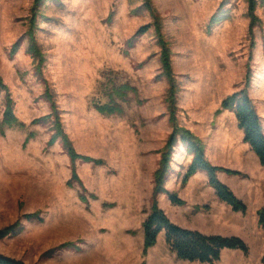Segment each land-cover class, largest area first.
Here are the masks:
<instances>
[{
  "label": "rangeland",
  "instance_id": "rangeland-1",
  "mask_svg": "<svg viewBox=\"0 0 264 264\" xmlns=\"http://www.w3.org/2000/svg\"><path fill=\"white\" fill-rule=\"evenodd\" d=\"M35 1L0 0V76L15 115L26 124L0 133V230L23 214L40 212L42 219H22L21 233L0 238V252L28 264H209L178 259L164 232L144 252L143 223L151 213L154 175L173 130L166 101L170 81L162 74L154 27L132 46L128 40L154 21V11L171 45L179 123L190 129L197 118L203 120L208 130H190L203 140L212 164L241 172L220 171L218 177L248 209L235 211L221 201L202 180L201 175L208 177L204 171L182 186L193 155L180 140L166 188L185 204L174 205L160 193L159 206L183 227L239 236L248 244V252L223 250L214 264H264V227L258 217L264 206V166L249 144L240 149L247 145L244 138L228 139L236 134L219 122L222 102L216 108L219 96L212 91L221 85L234 92L246 88L258 113H264V6L256 10L260 22L252 36L248 0H151L153 10L145 0H45L35 30L46 59L39 76L24 38ZM222 3L219 16L228 17L212 26ZM18 41L19 49L11 54ZM124 84L137 89L127 101L118 99L124 112L100 113L95 104L109 102ZM46 91L76 150L104 160L101 165L75 163L85 188L69 184L73 165L62 142L48 145L52 122L33 123L53 111ZM6 93H0V123ZM237 128L242 130L238 122ZM81 193L88 202L80 200Z\"/></svg>",
  "mask_w": 264,
  "mask_h": 264
},
{
  "label": "trees",
  "instance_id": "trees-1",
  "mask_svg": "<svg viewBox=\"0 0 264 264\" xmlns=\"http://www.w3.org/2000/svg\"><path fill=\"white\" fill-rule=\"evenodd\" d=\"M45 0H36L31 9L32 16L29 19V28L25 32L24 38L28 40L26 51L33 58L36 73L42 76V67L45 62V55L36 41L35 30L37 28V15L39 8ZM250 17L249 32L253 36L254 27L260 22V18L256 14L257 8L264 6V0H248ZM145 7L153 10L151 0H145ZM223 3L220 9L213 16L211 25L214 26L221 23L228 17V14L219 16ZM155 18L154 21L148 25L140 27L136 34L128 40V45L132 46L135 39L147 31L151 27L157 32L158 43L161 46V62L163 68V75L170 81V87L167 91L166 101L168 103L169 120L172 125V132L168 141L161 151L162 157L160 160L159 168L156 170L154 197L151 206V213L148 215L143 223L144 228V252L154 247L157 244L158 236L161 232L165 233L166 243L170 250L176 254L177 258L189 262H200L214 264L219 261L222 252L225 249H240L244 252L249 251L248 244L239 236H224L219 234H206L199 230H193L183 227L168 216L164 209L159 206L157 195L164 193L168 196L171 203L177 206L185 204V201L179 197L175 192H171L166 188L167 176L170 172L172 155L175 147L180 140L186 146L187 152L193 155V159L187 167L186 173L182 178V186H185L189 179L199 171H204L208 175V183L215 190L217 197L229 204L235 211L246 212L247 204L240 199L234 191L226 184H224L218 177V172L224 171L233 175H240L241 172L224 167H219L212 164L205 152L203 140L192 132L187 127L181 125L178 120V99L177 93L179 91L178 83L175 80L172 69V51L171 45L162 31L161 17L159 14L152 11ZM253 40V37H252ZM20 41L14 43L11 49V54H15L19 49ZM5 90L6 93V108L4 111L3 119L0 123V133L4 134L6 128L25 127L26 124L18 119L14 113L13 100L10 96L8 86L4 83L3 78L0 76V93ZM137 93V89L130 84H124L116 88L115 95H110V101L105 104H95L96 109L106 115L122 114L124 112L123 102L128 100L129 93ZM47 97L52 103V113L35 119L33 123L52 122V135L49 140V146L54 145L57 141H61L65 150L67 151L72 165L73 174L69 181L72 185L74 181L79 182L83 187V182L78 176L75 163L80 160L82 162H92L95 165L104 164V160L96 159L91 156L80 154L68 133L65 131L58 107L54 102L52 96L46 91ZM128 96V97H127ZM223 109L232 110L237 118L238 126L244 132V142L249 144L251 150L257 155L260 164L264 166V125L260 114L254 104V101L246 88L236 91L227 96L221 104ZM30 133L26 141L33 137ZM85 190V189H84ZM96 198L95 195H91ZM82 202H88V198L84 193L80 194ZM259 225L264 227V206L258 210ZM22 219L26 220H41L40 212L23 214L18 220L11 225L0 230V238H5L8 235L16 236L23 230ZM69 243L60 245V248L67 247ZM264 263V257L262 259ZM0 264H28L22 259L15 258L0 252Z\"/></svg>",
  "mask_w": 264,
  "mask_h": 264
},
{
  "label": "crops",
  "instance_id": "crops-1",
  "mask_svg": "<svg viewBox=\"0 0 264 264\" xmlns=\"http://www.w3.org/2000/svg\"><path fill=\"white\" fill-rule=\"evenodd\" d=\"M213 82H216L215 80ZM225 87L223 85L221 86H218L216 87V89H213L212 88V91L215 90V92L217 93V95L219 96L218 99H217V105H216V108L218 107L219 108V105L221 104L222 100L227 97L228 94L234 92L235 90H231V91H228L226 89H224ZM234 89V88H233ZM221 93V94H220ZM215 108V109H216ZM259 114L262 118V121L264 122V113L262 114L261 111H259ZM219 116V122L222 123L224 125V127H229L231 129V131H233L235 134H236V139H232L231 137L228 138L230 140H236L237 142H239V139H243L244 138V132L242 130H239L237 128V118H236V115L233 111L231 110H228V109H222L221 113L219 115H217V117ZM211 119V118H210ZM230 121V126H227L225 125L227 122L226 121ZM203 123V120L200 122V120H198L197 118V121L195 122H192L190 124L192 130H195L196 129H200L201 131H204L205 130H208V127L205 126V128L202 126ZM229 125V124H228ZM207 132V131H206ZM198 133V132H197ZM222 143V142H220ZM218 144V146H222L223 148L225 147L222 143V144H219V143H216ZM243 146V147H242ZM240 147V149L242 150L244 147L248 146L247 145H242ZM246 149V148H245ZM201 171L197 172L194 176H192L193 180H195L197 178V176L203 174V173H200ZM202 176V180H206V182H208V177L205 176V175H201ZM199 178V177H198Z\"/></svg>",
  "mask_w": 264,
  "mask_h": 264
}]
</instances>
